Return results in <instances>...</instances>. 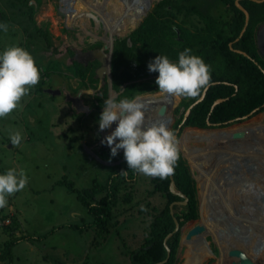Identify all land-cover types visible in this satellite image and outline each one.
I'll use <instances>...</instances> for the list:
<instances>
[{
  "label": "rangeland",
  "instance_id": "rangeland-1",
  "mask_svg": "<svg viewBox=\"0 0 264 264\" xmlns=\"http://www.w3.org/2000/svg\"><path fill=\"white\" fill-rule=\"evenodd\" d=\"M62 1L29 0L30 5L34 6L36 25L45 27L50 32L52 44L48 45L38 29L33 26L28 5L23 4L21 0H0V7L10 16L9 24L0 35V68L2 64L6 65L12 60L15 62L12 73H4L0 77V81L4 83V88L0 89V215L14 214L16 235L24 234L30 238L21 239L14 245L12 264H127L117 247L121 239L120 233L129 241H133V234L141 235L142 228L149 223L151 206L147 201L154 197L148 195V190L152 188L150 183L156 170L153 169L150 173L139 171L135 181L130 180L134 181L135 200L139 199L141 202L133 207L122 206L123 212L119 211L117 216L119 224L106 241L95 238L99 241V246L95 248L89 246L91 242L93 244V236L97 237L94 230H79L67 225L80 223L82 219L87 221L91 216L78 198L77 192L70 191L61 181L68 178L78 189L93 186L94 179L105 183L110 169L107 161H119L126 155L136 153L139 148L154 145V149L159 143L169 140L167 135L174 136L175 124L185 111V102L191 99L192 92L183 89L181 83L182 80L189 83L184 77L185 66H176V75L167 70L174 67L175 62L162 58L155 62L157 66L162 67L157 74L130 79L129 69L116 67V43L128 37V43L131 44L129 34L150 13H154L156 18H161L166 26H176L178 34L181 32L188 38L212 33L217 37L222 31L220 26L231 20L233 10L229 8L231 2L228 0H198L203 14L180 10L168 4L160 8L159 0H142L143 4L146 3L143 8L136 5L140 0H75L78 11L73 17H66L58 9L62 6ZM236 1L238 0H235L237 4ZM70 4L66 3L67 9ZM71 8L68 12H74L72 4ZM100 11L108 17L109 23L100 17ZM209 13L214 19L211 23L214 27L212 31L205 32L209 28L206 17ZM94 32L102 37L109 36L112 44L103 38L95 37L96 35H92ZM227 34L221 37L226 38ZM68 41H73L77 47H86L85 50L90 45L94 47L95 52L100 46L106 48L105 53L111 64L104 77L107 92L104 88L103 96L100 95L99 83L93 85L90 80L93 89L89 88L86 80L77 74L76 65L70 63L68 54L61 50ZM105 43H108L109 47ZM93 49L86 52L90 59L94 56ZM91 64L97 66L99 62L94 61ZM41 65H44V68H41ZM137 67L133 66V73L139 72ZM169 74L171 75L167 81L165 78ZM119 80H122L121 86L124 85V89L135 81L136 97L125 103H115L111 108H108V105L102 108L103 101L112 96L110 85L114 86L113 89L119 95V89L115 88V83ZM175 80L178 85L173 83ZM72 82L75 86L71 85ZM44 86L66 91L69 88L73 90L72 94L87 90L84 98L86 104L92 107V113L84 117L81 114V129L77 131L79 123L71 121L74 118L73 107L66 101L65 96L57 94L53 97L50 92L42 90ZM165 90L173 94L165 93ZM163 104L169 107L165 114L161 115L159 108ZM128 106L137 107L134 110L137 117L128 113L123 116L122 121H118L112 112L116 108L123 109ZM148 108L152 109L151 113L144 114L143 111ZM172 116L173 124L170 125ZM35 117L36 120L33 121ZM162 121L165 127L163 133L149 135L146 132L145 129ZM137 122L142 123L144 127H139L141 131L136 128ZM248 127L257 128V131L250 132L248 137L243 139L207 140L201 136L202 139L192 140L188 144L189 147H186L182 137L187 131L221 130L193 129L200 127L186 126L172 143L190 166L195 178L200 213L196 220L183 228L175 251L176 264H188L190 249L203 252L198 264H234L235 261L240 263V256L237 258L230 254L229 250L232 248L240 249L254 264H264V258L257 256L264 250V220H257L258 213L249 206L251 199H246L249 192H252L255 198L252 202L257 201L256 197L260 192L264 194V110L251 117L246 116L242 122L226 128ZM141 139L145 140L144 145L135 147ZM132 146L133 148L127 149ZM124 148L123 151L119 150ZM233 151L238 154L232 153ZM203 155L206 156V164L204 168L202 165L200 168L196 160ZM246 158L249 159L248 162ZM247 163L255 168L248 169ZM235 164L240 165L237 172H232L233 177L229 175L228 179L225 178L223 169ZM248 177L254 181H263V184H253L255 191L252 190L254 187L250 190L247 188L246 191L243 189L234 197H230L227 190L235 183L242 184V179L246 181ZM156 197L157 200L160 199L159 195ZM141 208L145 209L143 213L139 210ZM219 219L222 221L219 222ZM1 220L0 246L10 237L3 227L7 223L4 219ZM203 221L207 227L206 238L209 245L201 241L188 243L184 240L187 230L195 223ZM218 223H227L228 226L218 230ZM54 226L58 227L44 237ZM259 241L263 244L260 249L257 244ZM0 264L8 262L0 261Z\"/></svg>",
  "mask_w": 264,
  "mask_h": 264
},
{
  "label": "trees",
  "instance_id": "trees-1",
  "mask_svg": "<svg viewBox=\"0 0 264 264\" xmlns=\"http://www.w3.org/2000/svg\"><path fill=\"white\" fill-rule=\"evenodd\" d=\"M21 1L23 4L28 5L33 26L38 29L46 43L51 45L52 39L49 30L36 25L33 14L34 6L30 5L29 0ZM228 1L231 2L229 8L233 10V15L231 14L229 23H223L220 26L222 31L217 37L212 33L210 35L198 34L195 38H188L181 32L178 34L176 26V28L172 25L166 26L161 18H156L154 13H150L129 34L131 44L128 43V37L122 38L116 43L114 58L116 67L129 69L130 79L151 76L160 72L162 67L157 66L155 62L161 58L175 62L174 67L167 68L168 71H173L172 73L176 74V66H185L186 75L184 77L189 83H185V80H182L181 83L183 89L192 92V96L189 101L185 102L186 109L178 118L175 129L183 122L186 110L202 95L208 83L212 84L207 89L205 97L191 107L181 130L186 126H195L200 128L193 129H202L238 124L244 120L243 116L251 117L264 110V58L259 53L256 41V29L259 23L264 21V0H240V3L250 13L249 23L242 34L241 31L246 23L245 11L235 3V0ZM166 4L180 10H192L203 14L199 8L198 0H159L160 8ZM136 5L141 8L146 7V3L143 4L142 0ZM206 17L209 28L205 32L212 31L214 27V25H211L214 21L212 14L209 13ZM223 21L225 20L223 19ZM9 22L10 16L0 7V34ZM224 34H227L226 38L221 37ZM94 35H97V33ZM74 64L77 67L76 71L79 76L82 78L88 76L94 83L97 81L93 71L90 74H88V71L85 72L86 66L84 64L78 61ZM133 66L139 69L138 73H133ZM41 68H44V65H41ZM171 74L165 78L167 81H169ZM214 81L217 82L213 83ZM122 83V80H119L115 83V88L120 89ZM173 83L178 85L177 80ZM2 88H4V83L0 81V89ZM105 92H107V86ZM165 93L172 92L165 90ZM136 95L137 87L134 81L129 83L114 98V102L125 103L133 100ZM218 98H223V100L213 107V103ZM106 104H108L107 98L103 101V105ZM256 108L257 110L252 112ZM140 141L143 144L145 140L141 139ZM153 146L144 154L131 156L113 164L108 163L110 169L105 183L94 179L93 186L78 189L68 178L61 181L67 185L70 191L77 192L78 198L91 216L87 221L82 219L80 223H69L67 225L79 230L86 228L94 230L93 232L97 233V237L93 236V244L91 242L89 246L95 248L99 246V241H96V239L106 241L109 234L119 224L117 216L120 214L119 211L123 212L122 206L125 205L128 208L127 205H131L133 207L136 203L141 202L139 199L135 200L136 194L133 186L138 172L150 173L153 169L156 170L155 175L152 177V183H150L152 188L148 190V195L153 196L154 199L147 201L148 205L150 202L151 215L149 223L144 227V236L141 237L134 233V240L129 241L123 233H120L121 239L117 247L119 254L124 258L123 260L127 261V264H154L167 258L168 248L165 239L176 227L170 204L175 200L185 198L172 191L168 160L163 152L158 153V147L153 149ZM165 149L169 154L176 188L188 196L186 204H174V213L179 220L180 227L167 239V244L171 249L168 260L159 263L176 264L175 251L183 228L196 220L200 213L196 182L190 166L172 143L166 145ZM111 151L115 154L113 150ZM157 195L160 196L159 200H157ZM139 210L143 213L145 209L141 208ZM1 219H4V222L7 223L3 227L10 237L0 246V261H7L8 264H12L14 245L19 240L28 237L24 234L16 235L17 225L14 214L5 213L2 216L0 215V221H2ZM56 227L58 226L50 229L44 237L53 232ZM117 231H119V228Z\"/></svg>",
  "mask_w": 264,
  "mask_h": 264
},
{
  "label": "water",
  "instance_id": "water-1",
  "mask_svg": "<svg viewBox=\"0 0 264 264\" xmlns=\"http://www.w3.org/2000/svg\"><path fill=\"white\" fill-rule=\"evenodd\" d=\"M63 1H65V3H67V4H69L70 2H72V0H63ZM257 1H263V0H257ZM236 2H237V4H238V5H239V6L245 11V14H246V23H245V25H244V27H243V29H242V31H241V34H242V33L246 30L247 25H248V23H249L250 13H249V11H248V10H247V9L241 4V3H240V0H238V1H236ZM68 9H69L70 11L72 10V8H71V4H70V7H68ZM59 10H60V12H61V9H59ZM256 41H257L258 50H259L260 54L264 57V22H263L262 24H260V25L257 27V29H256ZM230 44H231V43H230ZM106 46L109 47V45H107V44H106ZM112 47H113V46H112ZM112 47L110 48V54H111ZM110 64H111V62H110L109 57H108V63H104V66L101 67V68L99 69L100 73L102 74V72H104L105 69H107V66H108V68H109V67H110ZM1 67H3V64H2ZM215 82H217V81H214L213 83H215ZM211 84H212V83H208V84L205 86L202 95H201L197 100H195V101H194V102L188 107V109H187V111H186V113H185V116H184L183 122L180 124V126L178 127V129L175 130L174 136H173V137H169V136L167 135V137L169 138V140L164 141V142H161V143L158 144V153L163 152V153L165 154L167 160H168V166H169V170H170V173H171V189H172V191H174L175 193H178V194L182 195L183 197H185L183 200H175L174 202H172V203L170 204L171 212H172V214L174 215V219H175V221H176V227H175L174 231L178 230L179 227H180L179 220L177 219V217L175 216V213H174V209H173L174 204H176V203H182V204L187 203V201H188V196H187L184 192H182V191H180V190H178V189L176 188L175 179L173 178V175H172V170H171V163H170L169 154H168L167 150L165 149V146L168 145V144H171V143L175 142V140L179 137V135H180V133H181V131H182V130H181V127H182V125H183V123H184V121H185V118H186L187 115L189 114V112H190V110H191V107H192L195 103L199 102L200 100H202V99L205 97V94H206V92H207V89L209 88V86H210ZM120 89H121V91H122V90L124 89V85H122V86L120 87ZM48 90H49V92H51V93H53V94H55V93H59V92H60L59 89H53V88H52V89H48ZM110 91L112 92V96H111L110 99H109V105H108V108H111V107L115 104V102H114V98L118 95V92H117L116 90L113 89L112 85H111ZM113 93H114V94H113ZM222 100H223V98H218L217 100H215V102L213 103V107H214L218 102H220V101H222ZM74 101H75V104L77 105V107H79L80 109H82V108L85 107V105L82 103V100H81L80 97H77L76 99H74ZM85 108H86V107H85ZM166 110H167V106H166L165 104H163V105H161L160 108H159V113H160L161 115H164L165 112H166ZM255 110H257V108L254 109L252 112H254ZM143 112H144V114H150V113H151V109H150V108L145 109ZM126 114H127V109H126V108H123V109L121 110V115L124 116V115H126ZM246 116H247V115L243 116L242 118H245ZM173 119H174V116H172L171 120L169 121V122H170V125L173 124V123H172ZM229 126H230V125H229ZM229 126H225V127H213V128H220V129H223V128H226V127H229ZM203 129H204V128H203ZM170 131H171V130H170ZM250 132H252V129H251V128H242V129L235 130V131L232 133V138H230V139H233V140H234V139H235V140H237V139H243V138H245V137H248V135H249ZM162 137H163V136H162ZM146 143H147V142H146ZM154 144H155V143H154ZM132 147H133V146H132ZM135 147H140V145L135 146ZM150 147H152V145L149 146V147H146L145 149H150ZM129 148H130V147H129ZM125 158H127V157H124V158H122V159H125ZM122 159H120L119 161H116V162H120ZM227 160H230V159L228 158ZM246 160H247V162H248L249 159L246 158ZM107 162H108V163H111V164L115 163V162H109V161H107ZM239 167H240V165H238V164H235V165H229V166L225 167V168L223 169V171H224V173H225V178H227L229 175H231L230 173H232V172H237V170L239 169ZM247 167H248V169L255 168L254 165L252 166V165H250V164H248V163H247ZM243 174H244V173H243ZM227 179H228V178H227ZM242 180H243V181H242ZM242 180H241V181H242V184H243L244 186H246V185L248 184L247 180H246V181H245V179H242ZM174 231L171 232L170 234H168V237H169L170 235H172V234L174 233ZM206 232H207V227H206V224H205L204 221H203V222L195 223L192 227H190V228L187 230V232H186V234H185V238H184V240H186L187 242H197V241L200 242V241H201V242H205V243H207V244L209 245V243H208V241H207V238H206V235H207ZM168 237H166V239H165V244H166V246H167V248H168V256H167V258H165V259H164L163 261H161V262H157V263H154V264H159V263H162V262H165V261L168 260L170 254H171V249H170V247H169L168 244H167V239H168ZM257 244H258L259 249H260L261 247H263V244H262L260 241H259ZM257 249H258V248H257ZM229 251H230V254H231V255H233V256H235V257L240 256L241 259H242V261H240V263H237V262L235 261L234 264H254L253 261H252L251 259H248V258L245 257V256H246L245 253H243L240 249H238V248H232V249H230ZM242 256H244V257H242ZM240 257H239V258H240ZM237 258H238V257H237Z\"/></svg>",
  "mask_w": 264,
  "mask_h": 264
},
{
  "label": "flooded vegetation",
  "instance_id": "flooded-vegetation-1",
  "mask_svg": "<svg viewBox=\"0 0 264 264\" xmlns=\"http://www.w3.org/2000/svg\"><path fill=\"white\" fill-rule=\"evenodd\" d=\"M62 1V0H61ZM63 2V4H62V6L61 7H59L58 9H61V12H62V14H65L66 15V17L68 16V14L69 15H73V13H75L76 11H78L77 9H75L74 7V12H68V9H67V7H66V3H65V1H62ZM60 11V10H59ZM264 22V21H263ZM263 22H261V23H259V25L260 24H262ZM258 25V26H259ZM95 34V32L94 33H92V35H94ZM95 37H98V38H102V36H100V35H96ZM103 39H104V37H103ZM129 40V39H128ZM105 44H108V43H105ZM98 47V46H97ZM101 47V46H100ZM100 47H98V51L97 52H95V49H93L92 48V46H90L89 45V47H87V49L85 50L84 48H86V47H82V48H80V47H77L74 43H73V41H68L65 45H64V48H62L61 50H64V53H67L68 54V58H70V63L71 64H74V62H76V61H78V62H81V64H84L85 66H86V70H85V72L87 73V71H88V74H90L92 71L94 72V74H95V77H97V81L94 83H92L93 85L95 84H98L99 83V86L98 87H100V95L101 96H103V94H104V92H103V90H104V88H106V79H104V77H105V75L107 74L106 73V71L108 70V66H107V69H105V71L104 72H102V74L100 73V71H99V68H101V67H103L104 66V63H108V56H107V54L105 53V51H106V48L104 47V48H100ZM88 49H89V51L91 50V49H93V51H94V56H92V58L93 59H90V57H89V55H86V52L88 51ZM63 53V52H62ZM90 54V53H89ZM61 55V54H60ZM55 56H57V58H59L60 56L59 55H55ZM94 61H98L99 62V64H97V66H94V65H92L91 63H93ZM14 61L12 60L10 63H8V64H6V65H3V67H1L0 68V77L4 74V73H7V74H11L12 73V67H13V65H14ZM7 76V75H6ZM85 80H86V82H87V84L89 85V88H92L93 89V87H92V84H91V81H90V79L88 78V76L87 77H85L84 78ZM75 83H71V85L72 86H75L74 85ZM97 87V88H98ZM110 87H111V85H110ZM114 87V86H113ZM121 87V86H120ZM53 87H50V86H44V87H42V90H46V91H48L49 92V90L48 89H52ZM53 89H59L60 90V92L59 93H55V94H53V93H51L50 92V95H52L53 97H55L57 94L58 95H63V96H65V98H66V101L69 103V105L71 106V107H73L72 108V113H73V120H71L72 122H77V123H79L78 125H77V127H76V130L78 131V129H81L80 127H79V125L81 124V121H79V119L82 117V115H83V117L85 116V115H90L91 113H92V107L91 106H89L88 104H86V100H85V98H84V95H85V93H86V91L87 90H85V91H83V93L81 92V91H79L77 94H72V92H73V90H71V89H69V88H67V91L66 90H63V89H60V88H53ZM119 91L121 92V89H119ZM77 97H80L81 98V100H82V103L85 105V107L84 108H82V109H80L79 107H77V105L75 104V101H74V99H76ZM106 105H109V100H108V104H106ZM105 108V106L103 105L102 106V108ZM187 111V110H186ZM79 114V115H78ZM82 114V115H81ZM119 117H121V118H123V116L120 114L119 115ZM187 118V117H186ZM186 118H185V120H186ZM124 119V118H123ZM184 119V118H183ZM145 135V134H144ZM143 135V137H145V136H147V134L144 136ZM140 142H142V141H140L139 140V144L138 145H142V143H140ZM145 142V141H144ZM146 144V143H145ZM137 145V146H138ZM143 145H144V143H143ZM130 148H133V147H130ZM130 148H127V149H130ZM139 148V147H138ZM146 147L144 146L143 148H139L138 149V151L136 152V153H134V154H129V155H126L125 157H131V156H136V155H139V154H144L145 152H147L149 149H145ZM151 148V147H150ZM120 151H123V150H125V148L124 149H119ZM118 150V151H119ZM126 159V158H125ZM123 160V159H122ZM198 243H199V241H198ZM202 243V242H201Z\"/></svg>",
  "mask_w": 264,
  "mask_h": 264
},
{
  "label": "bare ground",
  "instance_id": "bare-ground-1",
  "mask_svg": "<svg viewBox=\"0 0 264 264\" xmlns=\"http://www.w3.org/2000/svg\"><path fill=\"white\" fill-rule=\"evenodd\" d=\"M72 5H73V7L75 8V9H77V7H76V4H77V1H75V0H72V2H70ZM99 15L105 20V22L106 23H109V19H108V17L104 14V12H102V11H100L99 12ZM103 38V37H102ZM104 39L107 41V42H109V44L111 45L112 44V41L110 40V38H109V36H105L104 37ZM114 42V41H113ZM131 105V104H130ZM167 106V108L169 107L168 105H166ZM126 109H127V114L126 115H128V113H130L133 117H137L136 115H135V112H134V110L137 108V107H135V106H128V107H125ZM141 108V107H140ZM154 108V107H153ZM152 110V109H151ZM119 112H120V109L119 108H116L115 110H114V112H112L113 113V116L115 115V117H116V119H118V121H122L123 120V118H121V117H119ZM137 112V111H136ZM141 113V112H140ZM168 115H169V113H168ZM112 116V117H113ZM118 116V117H117ZM170 118V117H169ZM169 118L167 119V120H169ZM115 119V118H114ZM130 120H132V119H130ZM137 121V120H136ZM155 122V121H154ZM134 123V122H133ZM157 122H155V124H156ZM166 121H165V125H166ZM137 126H136V128L139 130V127L142 129V128H144L143 126H142V123H138L137 122ZM122 125V124H121ZM126 125V124H125ZM130 126V125H129ZM132 126V125H131ZM261 125H258V127H260ZM158 128H160V129H158ZM227 128H229V127H227ZM227 128H225V129H221V130H212V131H187V132H185L184 133V135H183V137H182V142H183V144L184 145H186V147H189L188 146V144L192 141V140H197V139H202L201 138V136H204L207 140H210V139H230V138H232V133L235 131V130H238V129H227ZM248 128H251V127H248ZM135 129V128H134ZM148 129H151L150 131L148 130ZM148 129H145L146 130V132L150 135V133H153V135L155 134V133H163L164 132V130H165V127H164V124H163V121L161 122V123H159V124H157L156 126H151V128H149L148 127ZM240 129H242V128H240ZM252 129V132L251 133H253V132H256L257 130V128L255 129V128H251ZM202 130H204V129H202ZM139 131H141V130H139ZM146 135V134H145ZM157 136H159V135H157ZM200 137V138H199ZM195 142V141H194ZM192 144V143H191ZM183 145V146H184ZM194 148V147H193ZM192 149V148H191ZM235 149V148H234ZM203 151V150H202ZM201 151V152H202ZM215 151V150H214ZM218 151V150H217ZM204 153V152H203ZM232 153H234V154H238V153H235V151H233ZM195 156V155H194ZM264 156V155H263ZM205 155H203V157H198V159L196 160L198 163H199V166L198 167H200L201 165H202V167L204 168V166H205V164H206V162H205ZM228 159V158H227ZM210 160V159H209ZM194 161V160H193ZM221 165V164H220ZM202 167H200V168H202ZM231 175V177H233L232 176V174L233 173H230ZM235 177V176H234ZM236 177H238V176H236ZM248 184L246 185V186H244V185H242V184H238V183H235L230 189H228L227 190V192H228V195L230 196V197H234V195L237 193V192H241L243 189H245V191L247 190V188L250 190V189H252L253 187V191H255L254 189H255V186H252L253 184H257V186L259 185V184H263V181H254V180H252L251 178H249L248 177ZM204 182V181H203ZM255 182V183H254ZM207 183V182H206ZM234 183V182H233ZM237 186H240V187H237ZM239 188V189H238ZM238 189V190H237ZM237 190V191H236ZM248 195L246 196V199L248 198L251 202L249 203L250 205L249 206H251V208H253L257 213V220H259V221H262V220H264V217H263V215H264V194L262 193V192H260V194L259 195H257L258 197H256V198H258L257 199V201L256 202H252V201H254V195H253V193L252 192H249V193H247ZM263 198V199H262ZM253 199V200H252ZM186 204V203H185ZM255 207V208H254ZM245 214V213H244ZM247 214V213H246ZM243 215V214H242ZM246 216V215H245ZM248 216V215H247ZM222 221V219H219V222H221ZM218 225V230H222V229H225L227 226H228V224L227 223H218L217 224ZM221 226H223V228L221 227ZM263 228V227H262ZM258 229H259V227H258ZM258 229H257V231H258ZM218 230H217V233H218ZM263 230H264V228H263ZM257 233V232H256ZM220 242V241H219ZM188 243H198V241L197 242H188ZM203 247V246H202ZM201 247V248H202ZM241 248V247H240ZM204 251V250H203ZM245 251V250H244ZM205 252V251H204ZM197 253H199L200 255H198ZM202 253V254H201ZM199 252L198 251V249H197V251L195 252V251H193V249L191 250L190 249V251H189V253H188V258H187V263L188 264H198L200 261H201V257H203V252ZM260 253V252H259ZM258 253V254H259ZM252 254V253H251ZM224 255H225V252H224ZM257 256H261L262 258H264V250H263V252H261V254H259V255H257ZM260 257V258H261ZM259 258V257H258ZM224 259V258H223ZM238 260H241V258H239ZM242 261V260H241ZM225 262H226V260H225Z\"/></svg>",
  "mask_w": 264,
  "mask_h": 264
},
{
  "label": "crops",
  "instance_id": "crops-1",
  "mask_svg": "<svg viewBox=\"0 0 264 264\" xmlns=\"http://www.w3.org/2000/svg\"><path fill=\"white\" fill-rule=\"evenodd\" d=\"M6 13H7V12H6ZM74 14H75V13H73V15H74ZM68 15H69V14H68ZM73 15H72L71 17H73ZM71 19H72V18H71ZM8 24H9V23H8ZM8 24H7V25H8ZM7 25H6V27H7ZM6 27H5V28H6ZM4 30H5V29H4ZM4 30H3V31H4ZM0 35H1V34H0ZM259 53H260V52H259ZM260 55H261V54H260ZM261 56H262V55H261ZM262 57H263V56H262ZM263 58H264V57H263ZM123 90H124V89H123ZM123 90H122V91H123ZM122 91H121V92H122ZM117 96H118V95H117ZM121 110H122V109L120 108V111H121ZM136 113L138 114V112H136ZM136 116H137V115H136ZM35 120H36V117L33 118V121H35ZM142 122H146V120H142ZM149 125H151V124H149ZM81 139H83V138H81ZM12 212H13V211H12ZM11 214H12V213H11ZM145 225H146V224H145ZM145 225H144V227H145ZM144 227L142 228L143 230H142V234L140 235L141 237L144 236V234H145V228H144Z\"/></svg>",
  "mask_w": 264,
  "mask_h": 264
},
{
  "label": "built area",
  "instance_id": "built-area-1",
  "mask_svg": "<svg viewBox=\"0 0 264 264\" xmlns=\"http://www.w3.org/2000/svg\"><path fill=\"white\" fill-rule=\"evenodd\" d=\"M7 221H9V220H7Z\"/></svg>",
  "mask_w": 264,
  "mask_h": 264
}]
</instances>
